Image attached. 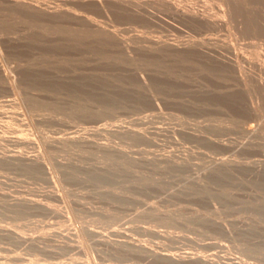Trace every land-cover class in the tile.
<instances>
[{
    "label": "rangeland",
    "instance_id": "374dc122",
    "mask_svg": "<svg viewBox=\"0 0 264 264\" xmlns=\"http://www.w3.org/2000/svg\"><path fill=\"white\" fill-rule=\"evenodd\" d=\"M262 118L264 0H0V264H264Z\"/></svg>",
    "mask_w": 264,
    "mask_h": 264
},
{
    "label": "bare ground",
    "instance_id": "6f19581e",
    "mask_svg": "<svg viewBox=\"0 0 264 264\" xmlns=\"http://www.w3.org/2000/svg\"><path fill=\"white\" fill-rule=\"evenodd\" d=\"M168 2V1H167ZM158 4V3H157ZM185 8V7H184ZM151 9H152V7H151ZM172 9V8H171ZM162 10V9H161ZM190 11V10H189ZM214 11V10H213ZM152 13V12H151ZM198 17V16H197ZM185 21V20H184ZM224 46V45H223ZM232 51V50H231ZM231 53V52H230ZM229 53V54H230ZM233 54V53H232ZM247 54V53H246ZM262 119H264V118H262Z\"/></svg>",
    "mask_w": 264,
    "mask_h": 264
}]
</instances>
